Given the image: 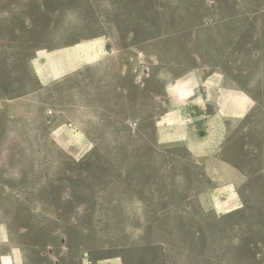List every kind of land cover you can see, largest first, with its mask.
I'll return each mask as SVG.
<instances>
[{"label": "rangeland", "instance_id": "1", "mask_svg": "<svg viewBox=\"0 0 264 264\" xmlns=\"http://www.w3.org/2000/svg\"><path fill=\"white\" fill-rule=\"evenodd\" d=\"M0 77V264H264V0H0Z\"/></svg>", "mask_w": 264, "mask_h": 264}, {"label": "crops", "instance_id": "2", "mask_svg": "<svg viewBox=\"0 0 264 264\" xmlns=\"http://www.w3.org/2000/svg\"><path fill=\"white\" fill-rule=\"evenodd\" d=\"M79 33L81 32H78V33H75L74 32L72 33V35H69V37L71 38V36H76V38H80L78 41L76 42H72L70 44H67L63 47H59V48H53V49H47V48H38V49H35L34 50V54L33 56L30 58L29 60V65H30V68L32 70V73L34 75V78L38 84V86L40 88L42 87H45L47 85H49V81L50 79L52 80H57L58 78H63L65 77L69 72H71V67H74V65H70V67H59V66H54L52 67L50 70H49V74L46 72L44 73V82H42V79H40L39 76L36 75L35 73V64L37 63L38 66H44L45 65V61H44V57H43V54H49V53H52V52H55V51H59V50H65V49H73L75 48L77 45L81 44V42H83L84 40L86 42H93V41H96V40H100V39H107L106 37L104 36H98V37H86V36H81L79 35ZM92 44V43H91ZM86 45H90V43L86 44ZM99 47V45H98ZM101 48H99V54H106L107 56H110L108 50H110L109 48H106V50L103 52H101L100 50ZM96 58L95 54H90V53H84L82 54L81 56V63L79 64V66L81 65H84L82 68L79 69V71H81L83 68L84 70L87 69L89 66H92L93 63L97 62V58H96V61L95 62H89V60H92ZM95 69H94V73H96V75L98 74V78L100 76V83L97 84V87H99L100 91L103 92V89L106 86H109V87H113L115 86L116 84H114V81H117L119 76H123V68L121 67L120 69H114L113 68V65L111 63H95L94 65ZM99 67V68H98ZM104 67V68H103ZM116 68V67H115ZM74 69V68H73ZM44 70L46 71L45 67H44ZM78 69H76V71L74 72H77ZM87 71V70H86ZM131 72V71H134V69L132 70H129V66L126 68V76L128 78V81L130 80V82H132L131 84H134L135 83V80H134V76L132 73H129L128 72ZM73 73V72H72ZM70 75V74H69ZM15 76H17V73H15ZM215 75H211V76H207L205 77L203 80H202V84L204 85L207 80L209 78H212L214 77ZM105 78V80L109 79L108 81H106V84L104 83L103 79ZM215 80V79H214ZM2 79L0 77V85H2ZM3 85H7L6 83H4ZM39 91H37L36 95L38 94ZM219 95H220V92L219 94L217 95V103L215 105V111L212 112V116H218L221 118V112H220V107H219ZM34 99H37L38 102H40L41 100H39L38 98V95L37 97H34ZM168 114V112L166 111L163 115H160L159 118H163L165 117L166 115ZM65 127L62 131H60L58 134H57V139L60 141V142H64L63 139L64 138H67V142L70 143L72 142L71 139H73V137H77V135L75 133H73L72 131H70L71 129H77L81 135H83L86 143L88 144V138H87V133L82 130L81 128H79V125H77L76 123L70 121L68 123L65 124ZM57 131V128H53L50 132H49V136L51 137L52 134ZM72 137V138H71ZM52 138V137H51ZM76 139V138H75ZM78 139V137H77ZM79 140V139H78ZM79 143V142H78ZM85 143V145H86ZM72 144H75L72 142ZM73 146H76L77 145H73ZM66 148H71L69 144H66L65 146ZM142 185L145 186L146 185V182H142ZM150 193V190H148V194ZM143 194L145 195V192H143ZM143 195V196H144ZM135 198V196H133ZM151 196L149 195V198ZM142 199H145L144 197ZM120 264L121 261H120Z\"/></svg>", "mask_w": 264, "mask_h": 264}]
</instances>
